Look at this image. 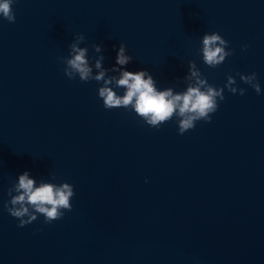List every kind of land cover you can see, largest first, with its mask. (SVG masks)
<instances>
[{"label": "water", "instance_id": "1", "mask_svg": "<svg viewBox=\"0 0 264 264\" xmlns=\"http://www.w3.org/2000/svg\"><path fill=\"white\" fill-rule=\"evenodd\" d=\"M12 11L14 23L0 18V264H264V0H14ZM213 32L232 55L209 68L199 50ZM80 34L93 76L103 56L105 79H119L123 43L124 70L147 71L158 91H186L191 61L208 84L231 75L245 93L225 90L211 122L183 135L175 117L149 127L105 110L102 81L64 75ZM237 73H255L261 93ZM25 171L36 186L72 185V210L17 227L3 204Z\"/></svg>", "mask_w": 264, "mask_h": 264}, {"label": "clouds", "instance_id": "2", "mask_svg": "<svg viewBox=\"0 0 264 264\" xmlns=\"http://www.w3.org/2000/svg\"><path fill=\"white\" fill-rule=\"evenodd\" d=\"M13 3L14 0H0V18L9 23L15 22ZM84 39L82 34L77 35L68 45V56L61 60L64 64V75L70 80L78 77L80 82L85 83L102 81L103 86L98 88L97 94L105 110L130 109L149 127L159 129L161 124L175 117L177 134L183 135L186 131L193 129L198 121L211 122V114L217 111L218 101L222 102L225 99V90L241 96L245 93L243 88L235 86L236 80L231 75L227 76L223 88L208 84L196 64L191 61L189 75L185 77V80L190 81L186 91L176 94L171 88L158 91L155 81L147 71L124 70V67L132 61V57L125 54L126 47L123 43L116 51V66L110 69L112 72H119V79L115 76L105 79L106 70L101 67L103 56L96 59L95 68L100 71L93 76L88 49L79 47ZM201 45L199 52L202 61L209 68L218 67L226 57L232 55L231 50H225L228 48L227 41L215 32L204 34ZM92 48L96 53L102 51L99 45H93ZM237 75L240 81L251 87L257 95L261 93L255 73L250 75L237 73ZM113 89H124V94L117 95ZM50 179L54 180L55 176H51ZM6 194L10 199L3 204L4 210L18 220L17 227H25L36 221L39 216H43L45 224L62 219L65 212L72 210L71 199L74 196V190L68 183L57 185L41 182L39 186H36V181L30 178L28 171H25L18 176L17 182L7 190Z\"/></svg>", "mask_w": 264, "mask_h": 264}]
</instances>
